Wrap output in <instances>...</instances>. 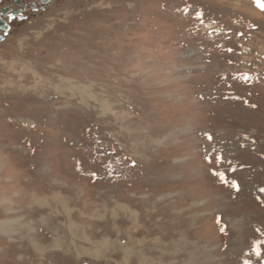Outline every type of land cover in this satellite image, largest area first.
I'll return each instance as SVG.
<instances>
[{
	"label": "rangeland",
	"instance_id": "1",
	"mask_svg": "<svg viewBox=\"0 0 264 264\" xmlns=\"http://www.w3.org/2000/svg\"><path fill=\"white\" fill-rule=\"evenodd\" d=\"M260 189L250 0H66L0 46V264H264Z\"/></svg>",
	"mask_w": 264,
	"mask_h": 264
},
{
	"label": "flooded vegetation",
	"instance_id": "2",
	"mask_svg": "<svg viewBox=\"0 0 264 264\" xmlns=\"http://www.w3.org/2000/svg\"><path fill=\"white\" fill-rule=\"evenodd\" d=\"M66 0H0V16L7 20V14L13 13L16 19L10 22L9 28L0 25V46L5 44L19 30L27 26H34L54 7ZM23 16L21 19L20 16Z\"/></svg>",
	"mask_w": 264,
	"mask_h": 264
},
{
	"label": "snow or ice",
	"instance_id": "3",
	"mask_svg": "<svg viewBox=\"0 0 264 264\" xmlns=\"http://www.w3.org/2000/svg\"><path fill=\"white\" fill-rule=\"evenodd\" d=\"M255 3H256V6L258 8H260L261 10H264V0H255ZM202 15H203L202 13H198L197 18L200 19L202 17ZM16 18H17L16 15H14L13 13L7 14V20H4V18L2 16H0V25H2L5 29H8L10 22ZM20 18L21 19L23 18L22 14H21ZM201 22H203V21H201ZM239 35L243 36L244 33H239ZM227 51L232 52L233 49L229 48V49H227ZM229 63H231V61H229ZM234 78H236V77H234ZM238 78H240L246 82L251 80V76H249L248 74H243V75L239 76ZM253 107H255V105H253ZM205 135L207 136V139L209 141H211L213 139L211 134L206 133ZM217 159L220 160V159H222V157H217ZM218 175L220 176V178L222 180H224V174L223 173H218ZM231 186L233 188H235L237 191H239V185L235 181L231 182ZM260 191L264 192V189H260ZM221 231H223V229H221Z\"/></svg>",
	"mask_w": 264,
	"mask_h": 264
},
{
	"label": "bare ground",
	"instance_id": "4",
	"mask_svg": "<svg viewBox=\"0 0 264 264\" xmlns=\"http://www.w3.org/2000/svg\"><path fill=\"white\" fill-rule=\"evenodd\" d=\"M59 202H61V205H60V206L64 207V202L61 201V199H60V201H57V200H56V203H59ZM53 203H54V202H53ZM125 209H126V208H125ZM125 209H124V210H121V211H126V214L131 213V211H129V210H127V209L125 210ZM64 214H65V213H64ZM66 215H67V214H66ZM129 216H130V214H129ZM124 217H125V215H123V218H124ZM130 217H131V216H130ZM125 219H128V220H129V218H125ZM132 219H133V218H132ZM119 249H120V248H119ZM129 249H130V248H129ZM124 251H125V254H126V257H127V258H125V261H127V260H128V256H130L131 253H130V250L127 249V247H126V249H124ZM129 253H130V254H129ZM128 254H129V255H128ZM123 258H124V257H123Z\"/></svg>",
	"mask_w": 264,
	"mask_h": 264
},
{
	"label": "water",
	"instance_id": "5",
	"mask_svg": "<svg viewBox=\"0 0 264 264\" xmlns=\"http://www.w3.org/2000/svg\"><path fill=\"white\" fill-rule=\"evenodd\" d=\"M250 1L253 2L255 8H257V9H258L259 11H261V12H264V10H261L260 8H258V7L256 6L255 0H250Z\"/></svg>",
	"mask_w": 264,
	"mask_h": 264
}]
</instances>
